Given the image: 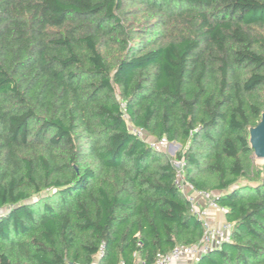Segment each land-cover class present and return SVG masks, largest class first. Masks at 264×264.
Listing matches in <instances>:
<instances>
[{
  "label": "trees",
  "instance_id": "trees-1",
  "mask_svg": "<svg viewBox=\"0 0 264 264\" xmlns=\"http://www.w3.org/2000/svg\"><path fill=\"white\" fill-rule=\"evenodd\" d=\"M263 112L264 0H0V264L197 244L172 161L232 225L195 264H264Z\"/></svg>",
  "mask_w": 264,
  "mask_h": 264
},
{
  "label": "built area",
  "instance_id": "built-area-1",
  "mask_svg": "<svg viewBox=\"0 0 264 264\" xmlns=\"http://www.w3.org/2000/svg\"><path fill=\"white\" fill-rule=\"evenodd\" d=\"M133 132L140 138L145 134L140 129H133ZM150 147L155 151H163L170 144L165 138L159 140H148ZM176 168L174 185L186 197L189 203L190 212L201 222L203 233L200 241L191 246L177 245L167 253H157L150 264H176L182 259L196 261L203 253L210 249L219 247L223 242L229 240L232 225L225 221V209L219 206L211 192L197 190L188 183L183 176L181 161H172ZM215 211L223 217L217 225L212 224L209 211ZM137 264H146L139 261Z\"/></svg>",
  "mask_w": 264,
  "mask_h": 264
},
{
  "label": "water",
  "instance_id": "water-1",
  "mask_svg": "<svg viewBox=\"0 0 264 264\" xmlns=\"http://www.w3.org/2000/svg\"><path fill=\"white\" fill-rule=\"evenodd\" d=\"M251 141L255 158L264 159V112L258 125L252 128Z\"/></svg>",
  "mask_w": 264,
  "mask_h": 264
},
{
  "label": "crops",
  "instance_id": "crops-1",
  "mask_svg": "<svg viewBox=\"0 0 264 264\" xmlns=\"http://www.w3.org/2000/svg\"><path fill=\"white\" fill-rule=\"evenodd\" d=\"M209 215L212 221H215L216 223H218L220 220L223 219V217L219 216L215 211L210 210L209 211ZM196 262H194L193 260H189V259H182L180 260L178 263L176 264H195Z\"/></svg>",
  "mask_w": 264,
  "mask_h": 264
},
{
  "label": "rangeland",
  "instance_id": "rangeland-1",
  "mask_svg": "<svg viewBox=\"0 0 264 264\" xmlns=\"http://www.w3.org/2000/svg\"><path fill=\"white\" fill-rule=\"evenodd\" d=\"M251 133H252V128L249 130V141H250V143L252 142V141H251ZM179 148H180V146L177 145V144H169V145L166 147V149H164L163 151H165V152L168 154V156H173V154H174ZM212 224L217 225L215 221H212ZM196 261H197V260H196ZM196 261H194V262H196Z\"/></svg>",
  "mask_w": 264,
  "mask_h": 264
}]
</instances>
